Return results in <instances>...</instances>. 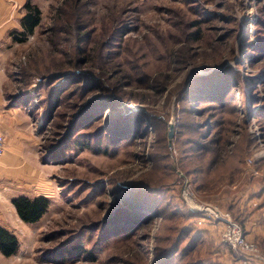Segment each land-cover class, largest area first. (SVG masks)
I'll return each mask as SVG.
<instances>
[{
    "label": "rangeland",
    "instance_id": "1",
    "mask_svg": "<svg viewBox=\"0 0 264 264\" xmlns=\"http://www.w3.org/2000/svg\"><path fill=\"white\" fill-rule=\"evenodd\" d=\"M27 1L41 24L20 43L25 8L1 19L0 76L38 140L27 194L50 206L32 224L0 208L20 242L0 264H242L223 223L182 203L186 180L246 235L254 224L264 256V0ZM235 183L258 191L248 217L219 204Z\"/></svg>",
    "mask_w": 264,
    "mask_h": 264
},
{
    "label": "crops",
    "instance_id": "2",
    "mask_svg": "<svg viewBox=\"0 0 264 264\" xmlns=\"http://www.w3.org/2000/svg\"><path fill=\"white\" fill-rule=\"evenodd\" d=\"M25 3L26 0H0V16H3L0 18V21L6 19L7 14L9 16L10 13L17 15H19V12L24 13L21 10L25 8ZM21 17L22 14L18 17L20 23ZM20 23H18L19 27L13 26L14 28L12 29H21ZM2 27H0V33L3 36H7L9 27ZM2 75V77L0 76V79H3L0 83V134L5 136L6 151L0 156V208L2 206L10 208L14 214H17L12 205V200L18 196L31 198L27 194L29 191L27 188L30 186L28 183L32 181V175L37 174L40 170L39 147L37 138L29 130V121L23 120L18 112L13 113L12 110L6 109L3 97V86L6 82V76L5 73ZM237 184L228 185L227 189L224 187V190H220L217 195L221 197L222 204L220 201L217 202H220L219 204L223 208H230V212L236 214V216L248 217L251 213L250 209H252V205H255V201L259 200L260 197H258V191H256L255 187L252 190V187H249V185ZM2 215H0V225L8 228L4 225ZM257 219V217H254V221ZM247 226V228H250L247 238L249 241H253L256 235L259 236V234L254 233L252 235L254 224L248 222ZM244 231L247 233L245 228Z\"/></svg>",
    "mask_w": 264,
    "mask_h": 264
},
{
    "label": "trees",
    "instance_id": "3",
    "mask_svg": "<svg viewBox=\"0 0 264 264\" xmlns=\"http://www.w3.org/2000/svg\"><path fill=\"white\" fill-rule=\"evenodd\" d=\"M24 6L26 12L24 16L20 19L21 30H13L12 32H10V36L13 37L16 42L20 43L25 42L27 36L32 35L35 29L41 24V10L37 6L32 5L29 1H27ZM76 9L77 8H73V5L69 9H66V7L63 6L58 11V13L61 17H63V15L67 16L66 10H70V16H72V14H76V11H74ZM80 20V16L78 15L76 16V18H74L75 28L78 27L77 23ZM62 29L66 30L64 27H61L60 30ZM58 95L59 91L54 92L53 97L58 100ZM124 127L128 126L125 125ZM214 161L215 160H213L212 158L207 165V170H209L208 172L210 174L216 172V166L218 165V163ZM239 163L240 160H238L237 157L232 156L227 159V162L221 164L219 168L225 172H229L231 175L232 173L238 170ZM205 174H207L206 171ZM230 180L233 181V179L231 178ZM206 181L207 180H205V182ZM12 205L14 207V210L17 211V215L22 222L26 224H32L38 222L47 213V209L50 206V199L44 196H38L31 199L25 196H18L12 200ZM151 206L156 210L160 208V205L158 204L156 206L154 204H151ZM130 219H134V216H131V218H129L127 221H130ZM119 228L120 227H118V229ZM19 247L20 242L18 241L17 236L11 233L7 228L0 225V254L7 258L15 256L19 251Z\"/></svg>",
    "mask_w": 264,
    "mask_h": 264
},
{
    "label": "built area",
    "instance_id": "4",
    "mask_svg": "<svg viewBox=\"0 0 264 264\" xmlns=\"http://www.w3.org/2000/svg\"><path fill=\"white\" fill-rule=\"evenodd\" d=\"M5 151V136L0 134V156ZM250 162H252V159L249 160ZM181 185L182 203L192 211L204 213L207 217L223 223L222 240L230 249L243 256L242 264H264V256L257 244L248 240L244 228L237 220L231 219L230 215L221 209L219 210L211 204L199 201L189 181L186 180Z\"/></svg>",
    "mask_w": 264,
    "mask_h": 264
},
{
    "label": "water",
    "instance_id": "5",
    "mask_svg": "<svg viewBox=\"0 0 264 264\" xmlns=\"http://www.w3.org/2000/svg\"><path fill=\"white\" fill-rule=\"evenodd\" d=\"M173 127H171V131H170V133H169V138L171 139V137L173 136Z\"/></svg>",
    "mask_w": 264,
    "mask_h": 264
}]
</instances>
